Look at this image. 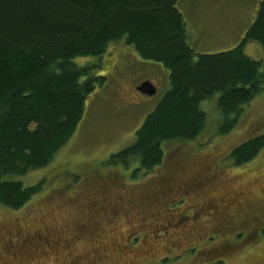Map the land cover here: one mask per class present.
<instances>
[{
	"label": "rangeland",
	"instance_id": "obj_1",
	"mask_svg": "<svg viewBox=\"0 0 264 264\" xmlns=\"http://www.w3.org/2000/svg\"><path fill=\"white\" fill-rule=\"evenodd\" d=\"M259 1L178 0L188 45L197 54L234 48ZM244 51L264 63L259 45L249 42ZM91 61L76 59L80 66ZM101 63L96 75L105 81L88 97L72 138L47 166L17 178L23 186L44 182L42 191L18 211L0 206V264H210L211 256L214 264H264V150L241 167L220 159L263 133L264 91L224 137H214V110L201 104L209 136L189 145L166 143L159 182H126L107 160L133 143L170 89L169 72L120 44ZM144 81L153 84L154 95L137 90ZM102 176L113 181L102 184L96 179ZM232 239L237 249L231 254L226 246Z\"/></svg>",
	"mask_w": 264,
	"mask_h": 264
},
{
	"label": "trees",
	"instance_id": "obj_2",
	"mask_svg": "<svg viewBox=\"0 0 264 264\" xmlns=\"http://www.w3.org/2000/svg\"><path fill=\"white\" fill-rule=\"evenodd\" d=\"M177 2L0 0L1 207L18 211L42 191L44 182L23 186L17 178L47 166L72 138L88 97L105 81L96 72L113 45L131 47L142 60L169 72L170 89L145 117L133 143L107 160L124 172L126 182H159L166 143L189 145L206 138L203 103L211 104L218 122L214 137L237 128L246 106L264 91V63L244 51L249 42L264 50V0L240 43L215 54H197L188 45ZM82 58L92 61L80 66L76 59ZM258 134L220 159L233 167L250 163L264 150V131ZM102 177L96 179L104 184L109 178ZM234 240L226 246L231 254L237 249ZM196 253L190 252L194 258Z\"/></svg>",
	"mask_w": 264,
	"mask_h": 264
},
{
	"label": "water",
	"instance_id": "obj_3",
	"mask_svg": "<svg viewBox=\"0 0 264 264\" xmlns=\"http://www.w3.org/2000/svg\"><path fill=\"white\" fill-rule=\"evenodd\" d=\"M137 90L143 94L148 96H152L155 94V88L149 81L142 82L138 87Z\"/></svg>",
	"mask_w": 264,
	"mask_h": 264
},
{
	"label": "flooded vegetation",
	"instance_id": "obj_4",
	"mask_svg": "<svg viewBox=\"0 0 264 264\" xmlns=\"http://www.w3.org/2000/svg\"><path fill=\"white\" fill-rule=\"evenodd\" d=\"M212 260H213V258H209V262L211 263V264H214V262H212Z\"/></svg>",
	"mask_w": 264,
	"mask_h": 264
}]
</instances>
